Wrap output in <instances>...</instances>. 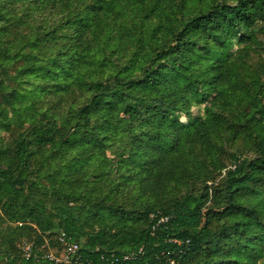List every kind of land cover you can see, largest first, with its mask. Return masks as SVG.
<instances>
[{
	"label": "trees",
	"instance_id": "1",
	"mask_svg": "<svg viewBox=\"0 0 264 264\" xmlns=\"http://www.w3.org/2000/svg\"><path fill=\"white\" fill-rule=\"evenodd\" d=\"M0 56V264H264V0H0Z\"/></svg>",
	"mask_w": 264,
	"mask_h": 264
},
{
	"label": "rangeland",
	"instance_id": "2",
	"mask_svg": "<svg viewBox=\"0 0 264 264\" xmlns=\"http://www.w3.org/2000/svg\"><path fill=\"white\" fill-rule=\"evenodd\" d=\"M262 57V55L260 53L257 54H253L250 58V62L256 64L259 60V58ZM263 58V57H262ZM0 60H1V56H0ZM37 85H47L46 83H41L40 81L34 80V79H30L28 82H22L21 84H19L18 89L21 91L24 90H28V88L30 87H35ZM43 86V87H44ZM50 99L49 98H45L44 102H42L40 105L42 107H44L43 109H47L48 107H50ZM204 106H195L192 108V116L195 117L198 114H203L204 112ZM183 121H186V117H182ZM233 140V139H232ZM235 141H231V146H232V150H236V151H243L244 150V154L247 156H253L254 155V146L253 143L248 142L247 140H245L243 137H239L234 139ZM9 142V137H8V133L3 131L0 128V155H2L3 150L6 146V144ZM225 160H227V157H225ZM36 165H37V161H36ZM219 178V176L217 175V179ZM55 235L53 236L52 240H54ZM25 240L24 238H22L21 240L18 241V245L21 249V247H23V245L25 244ZM22 251V250H21Z\"/></svg>",
	"mask_w": 264,
	"mask_h": 264
},
{
	"label": "built area",
	"instance_id": "3",
	"mask_svg": "<svg viewBox=\"0 0 264 264\" xmlns=\"http://www.w3.org/2000/svg\"><path fill=\"white\" fill-rule=\"evenodd\" d=\"M57 240L62 245L64 255L63 257L55 256L53 253L45 254L44 257L54 260L56 263H63V264H92V262L88 259L82 257L79 253V244L73 240V238L67 235L64 232H60L57 234ZM23 253L25 257H29L31 254L32 244L25 243L22 247ZM114 257V255H112ZM133 256L131 254L124 255L123 259H130ZM118 260V259H114ZM113 260V261H114Z\"/></svg>",
	"mask_w": 264,
	"mask_h": 264
}]
</instances>
